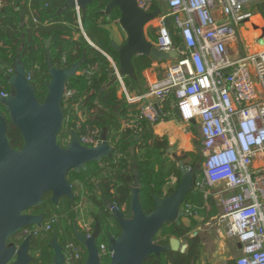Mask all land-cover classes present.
Instances as JSON below:
<instances>
[{"label": "trees", "instance_id": "trees-1", "mask_svg": "<svg viewBox=\"0 0 264 264\" xmlns=\"http://www.w3.org/2000/svg\"><path fill=\"white\" fill-rule=\"evenodd\" d=\"M108 1L95 0L87 6L85 13L80 11L79 14L76 8L65 9L66 0H0V64L7 71L15 68L16 60L20 58L27 74L31 76L30 82L36 87L39 102L46 100L47 84L50 81L47 60L49 39L53 66L67 69L72 64L85 60L80 73L67 82V90L72 91L74 95L63 102L65 117L58 137L60 145L68 147L72 133L80 134L77 129L79 119L74 106L82 101L88 117L85 126L89 125L101 133L107 129L108 141L113 147L111 156L101 162L89 163L87 172H69L67 180L73 186L75 201L62 199L57 206L51 200V195H46L40 207L27 212L30 215H45L44 227L52 224L51 231L42 229L33 237L30 255L34 259L31 264H52L54 250L50 244L55 233L58 234L65 255L66 247L71 242L83 252V258L74 260L71 264H84L87 259L86 250L75 237V225L84 234L90 235L97 223H100L99 248L101 245L109 246L110 236L120 237L121 229L101 197L113 202L122 212L128 214L134 182L133 169L136 168L139 174L147 176L152 185L147 192L149 206L144 204L142 191L140 193L146 213L153 209L152 194L160 197L159 194H162L166 185L173 179L178 181L175 189L182 179L178 164H169L165 159L168 154L166 150L171 148L168 139L155 135L154 126L148 121H136L139 116L138 106L119 96L120 83L116 82L107 87L114 78V69L107 55L120 67L118 53L111 45L110 27L118 23L121 17L119 9L108 16L102 15ZM159 9L160 6L152 4L148 11L155 12ZM263 9L264 5H260L259 10ZM169 25L175 48L180 49L183 43L177 34L175 35L172 23ZM156 33V29L147 32L148 40L155 45L158 41ZM133 64L135 77L124 76L123 81L130 92L141 94L147 86L144 72L152 69L157 63L143 55L134 58ZM86 69L93 71L90 77L83 74ZM8 81L5 72L0 71V94L10 93L11 86ZM0 112H5L1 102ZM8 124L7 137L10 145L16 150L22 149L24 143L20 131L9 120ZM81 131H85V127ZM180 158L187 168L200 167L205 161L201 143L196 142V150L181 153ZM175 189H169L166 195ZM85 210L91 213L92 218L89 231L80 227V217ZM183 210L189 215L185 218L187 220H182L181 226L175 223L166 224L154 242L167 246L172 238L179 239L187 244L185 253L167 251L161 258L156 255L149 257L144 264H210L206 262L201 235L194 236L193 233L217 216L219 211L216 210V204L212 201V196H206L205 191L195 188L186 198ZM111 259L110 255H102L103 264H110ZM228 264H236V261Z\"/></svg>", "mask_w": 264, "mask_h": 264}, {"label": "built area", "instance_id": "built-area-1", "mask_svg": "<svg viewBox=\"0 0 264 264\" xmlns=\"http://www.w3.org/2000/svg\"><path fill=\"white\" fill-rule=\"evenodd\" d=\"M152 4L161 10L156 19L160 25L157 48L165 52L182 48L180 59L171 62L163 78L150 76L143 95L130 93L120 67L107 55L114 78L126 101L139 105L136 121L163 124L171 114L170 103L171 111L186 125L199 122L205 161L196 188L209 196V188L224 185L218 193L222 211L217 225L241 245L243 254L236 264H264V171L253 169L254 162L264 157V48L239 59L229 54L238 27L255 18L264 0H137L141 10L148 11ZM218 9L225 17L223 22L216 17ZM169 23L183 43L180 49L175 48ZM258 42L264 44V34ZM0 71L10 78L15 68L6 71L0 64ZM83 74L90 77L93 71L86 69ZM27 80L31 81L30 75ZM73 95L66 90L64 102ZM8 96L0 94L1 98ZM74 109L81 144L99 146L102 133L85 126L88 117L82 101ZM42 229L51 231L52 224L23 229L13 236V242L19 247ZM99 251L100 256H112L109 246L101 245ZM82 254L71 242L66 247V264L81 260Z\"/></svg>", "mask_w": 264, "mask_h": 264}, {"label": "water", "instance_id": "water-1", "mask_svg": "<svg viewBox=\"0 0 264 264\" xmlns=\"http://www.w3.org/2000/svg\"><path fill=\"white\" fill-rule=\"evenodd\" d=\"M95 0H66L65 9L76 8L85 13L87 6ZM104 16L119 9L120 26L127 35L124 45H118L111 38V45L118 53L121 76L135 77L134 58L147 56L155 63L176 62L179 51H160L147 38L146 26L156 20L161 10L149 12L137 6V0H109ZM51 39L47 41V60L50 67L47 98L39 102L36 87L27 80L26 67L18 58L14 65L15 73L9 78V96L1 98L5 112H0V264H31L29 237L19 247L11 245L14 235L23 229L42 227L45 215L27 214L32 208L40 207L46 195L59 206L62 199L75 201L72 184L67 180L69 172H87L88 164L101 162L113 153L108 141V130L102 133L101 144L85 147L79 141L77 132L71 135L68 147H62L58 137L64 125L63 102L67 82L80 73L85 60L72 64L70 68L60 69L52 65ZM113 78L107 87L116 84ZM8 120L20 131L24 146L14 149L8 141ZM173 155L182 177L178 187L165 197L152 194L154 205L145 212L140 197L141 178L139 171L133 169L134 182L130 195L128 214L122 212L113 202L101 197L120 229V237H109V250L112 252L110 264H144L149 257L161 258L167 251L184 254L187 244L172 238L167 246L154 242L159 232L169 223L181 226L182 220L189 217L183 210L188 195L196 188L199 167L188 169L182 158L175 154V148L168 149ZM74 233L77 241L86 250L84 264H103L98 247L101 225L97 223L94 232L87 237L76 225ZM194 236L199 235L197 232ZM50 247L54 250L52 264H66L64 248L54 234Z\"/></svg>", "mask_w": 264, "mask_h": 264}, {"label": "crops", "instance_id": "crops-1", "mask_svg": "<svg viewBox=\"0 0 264 264\" xmlns=\"http://www.w3.org/2000/svg\"><path fill=\"white\" fill-rule=\"evenodd\" d=\"M216 17L218 21L223 22L225 20V17L221 13V11L218 9L216 11ZM264 21V9L262 11H258L255 18L249 22H245L244 24H241L237 29V37L236 40L233 41L229 45V54L230 57L233 59H239L240 56L246 54V53H256L259 50L264 48V44H261L259 39L263 37L264 31H263V22ZM256 25V26H254ZM111 31V38L114 39V41L118 45H122L123 42L121 40L120 35L116 32L115 26L112 24L110 27ZM157 34V33H156ZM254 47V52L252 51V48ZM162 65H159V63L155 64L152 69L147 70L144 72L145 81L147 82L146 90L148 89V78L150 76H158L159 78H162L166 73L168 72V69L172 65L171 62H164L161 63ZM134 95H143L144 93L138 94L136 92H130ZM120 97H124L121 89L119 92ZM139 107V105H137ZM167 108L170 111V116L167 119L168 121L164 122L163 124L155 125L154 126V133L159 138H166L168 139L170 145L175 148L176 151H179L181 153L184 152H194L196 150V144L195 141L197 140L196 137L201 136L200 131V125L198 121H194L192 125H186L183 123L178 115L175 113V111H171V104H167ZM194 140V141H193ZM202 151H203V139H202ZM178 152V153H179ZM253 169L256 171H264V157H261L260 159H257L254 162ZM141 178V191H142V197L143 202L147 206L150 205L149 198L147 197V192L149 189L152 188V185L149 182V179L144 174H140ZM224 185H215L211 188H209V195L212 196V201L216 204V210H218V214L216 217H213L208 223L202 225L204 227L201 228V238H202V245L204 248L205 258L206 262L213 264L210 250H213L212 248H218L221 251H224L225 245L230 242L234 244L235 252L239 254V256H242L241 252V245L236 239L227 238L225 234L221 232L220 227L217 225V218L220 216L221 212L218 208L219 206V198L218 196L219 191L223 190ZM170 188V183L166 185L164 191L162 194H159L160 197H165L167 191ZM229 194V193H228ZM220 207V206H219ZM204 234V235H203ZM217 238L214 240V237ZM220 241L219 244L214 246V243L216 244ZM205 263V262H204ZM219 264V263H214Z\"/></svg>", "mask_w": 264, "mask_h": 264}, {"label": "rangeland", "instance_id": "rangeland-1", "mask_svg": "<svg viewBox=\"0 0 264 264\" xmlns=\"http://www.w3.org/2000/svg\"><path fill=\"white\" fill-rule=\"evenodd\" d=\"M113 25L115 26L116 32L120 35L121 40H122L123 45H124V42L127 39L126 32L120 26L119 22L118 23H114ZM159 26H160L159 25V20H154V21L148 23L147 26H146V33L148 31H150L151 29H156V31L158 33ZM196 139L197 140L195 141V144H196V142L202 144V139H200V137H196ZM178 152L179 151H176L175 150L176 155H178L180 157L181 152H179V153ZM165 159H167V161L169 162V164L176 163L175 159L173 158V156L171 154H167L165 156ZM203 168H204V161H203L202 165H200V167H199V171L197 173V177L198 178H200L201 175L203 174V171H202ZM177 182H178L177 179H173L171 181V183H170V188L169 189H175V187H176L175 185L177 184ZM219 206H220V204H219ZM219 206H218V208H219V210L221 212L222 211L221 210V206L220 207ZM89 210H88V212H89ZM80 218H81V221H80V227H81V229L84 230V231H89L90 230V222H91V219H92L91 218V213H87L86 210L85 211H82V214H81V217ZM185 220H187V219H184V221ZM200 227L202 228L204 226H200ZM201 228H198L195 232H197L198 234H202L201 233ZM213 239L214 240L216 239V241H217V238L216 237H214ZM219 242L220 241L218 240V242L216 244L214 243V246L217 245V244H219ZM183 244H184V242H183ZM212 249L213 250H210V254H211V258H212V261L211 262L213 264L214 263L228 264L230 262L236 261L240 257L239 254H237V252H235L234 244L232 242H230V245H229V243L225 245L224 251H221L220 249L215 248V247L212 248Z\"/></svg>", "mask_w": 264, "mask_h": 264}, {"label": "flooded vegetation", "instance_id": "flooded-vegetation-1", "mask_svg": "<svg viewBox=\"0 0 264 264\" xmlns=\"http://www.w3.org/2000/svg\"><path fill=\"white\" fill-rule=\"evenodd\" d=\"M166 151H167V153H168V149H167ZM168 154H169V153H168ZM175 154H176V153H175ZM172 156H173V155H172ZM10 244H11V245H14L13 239L11 240Z\"/></svg>", "mask_w": 264, "mask_h": 264}, {"label": "bare ground", "instance_id": "bare-ground-1", "mask_svg": "<svg viewBox=\"0 0 264 264\" xmlns=\"http://www.w3.org/2000/svg\"><path fill=\"white\" fill-rule=\"evenodd\" d=\"M254 51H255V50H254V47H253L251 52H254Z\"/></svg>", "mask_w": 264, "mask_h": 264}]
</instances>
